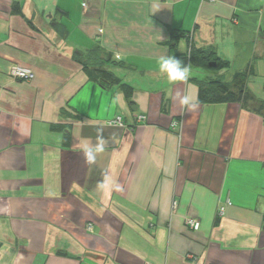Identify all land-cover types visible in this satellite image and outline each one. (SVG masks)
I'll return each mask as SVG.
<instances>
[{
	"label": "crops",
	"instance_id": "crops-1",
	"mask_svg": "<svg viewBox=\"0 0 264 264\" xmlns=\"http://www.w3.org/2000/svg\"><path fill=\"white\" fill-rule=\"evenodd\" d=\"M174 32L264 101V0H0V264H264V110L169 83ZM93 48L131 99L90 81L73 54Z\"/></svg>",
	"mask_w": 264,
	"mask_h": 264
},
{
	"label": "trees",
	"instance_id": "trees-1",
	"mask_svg": "<svg viewBox=\"0 0 264 264\" xmlns=\"http://www.w3.org/2000/svg\"><path fill=\"white\" fill-rule=\"evenodd\" d=\"M14 13L19 12V8H13ZM172 50L177 58L182 55L177 53V46L180 39L185 38L184 32H174L172 36ZM190 53V55H189ZM184 54L183 63L192 68H202L213 71H222L228 67L227 61L217 57L216 52L212 49L192 48L191 51ZM74 59L82 65L84 71L88 75L90 81L98 83L101 87L107 88L113 85H119L124 91L126 97L132 98L133 88L126 83H122L112 72L103 69L106 62L112 63L113 66H119L117 62L112 60L99 48H93L87 53L79 52L73 54ZM210 64H215L214 68ZM247 73L241 74L233 82L225 81L221 76L208 78L207 80H196L199 93L198 103L200 104H216V103H240L242 108L255 113H262L264 110V101L256 99L247 88ZM70 137H65V145L68 146Z\"/></svg>",
	"mask_w": 264,
	"mask_h": 264
},
{
	"label": "clouds",
	"instance_id": "clouds-1",
	"mask_svg": "<svg viewBox=\"0 0 264 264\" xmlns=\"http://www.w3.org/2000/svg\"><path fill=\"white\" fill-rule=\"evenodd\" d=\"M157 63L159 72L166 76L169 83L175 84L177 82H187L190 78V66L185 65L180 59L176 58L174 55L160 57ZM180 102L184 106L190 108L195 107L193 99L188 95H184ZM105 143L106 141L104 140L103 136L99 134L98 130L96 143L92 146H87L85 148L84 155L86 159L89 162L94 161L96 158L95 153L102 151Z\"/></svg>",
	"mask_w": 264,
	"mask_h": 264
},
{
	"label": "built area",
	"instance_id": "built-area-1",
	"mask_svg": "<svg viewBox=\"0 0 264 264\" xmlns=\"http://www.w3.org/2000/svg\"><path fill=\"white\" fill-rule=\"evenodd\" d=\"M11 74L14 78L16 79H21V80H26V81H30L33 80L35 78V74L34 72L26 67H22V66H14L12 68ZM136 118L138 121H145L146 117L144 115L141 114H137ZM115 125H123L121 118H119L118 120H116L114 122ZM179 123L178 122H173L172 127L173 129H176L178 127ZM223 212V209H222ZM187 224L191 229L194 230H199L201 227V223L199 220L197 219H187ZM89 231H93V226L90 224L87 228ZM145 264H150V263H145Z\"/></svg>",
	"mask_w": 264,
	"mask_h": 264
},
{
	"label": "rangeland",
	"instance_id": "rangeland-1",
	"mask_svg": "<svg viewBox=\"0 0 264 264\" xmlns=\"http://www.w3.org/2000/svg\"><path fill=\"white\" fill-rule=\"evenodd\" d=\"M103 69H105V67H103ZM190 70H191L192 77L195 78L196 80H199V81L200 80L205 81L208 78H215L216 76H218L217 74L220 72V71H213V70L194 68V67L190 68ZM263 86H264V80L255 79L254 87L256 89L260 90V93H262L261 91H262Z\"/></svg>",
	"mask_w": 264,
	"mask_h": 264
},
{
	"label": "water",
	"instance_id": "water-1",
	"mask_svg": "<svg viewBox=\"0 0 264 264\" xmlns=\"http://www.w3.org/2000/svg\"><path fill=\"white\" fill-rule=\"evenodd\" d=\"M210 67H211V68H214V67H215V64H210Z\"/></svg>",
	"mask_w": 264,
	"mask_h": 264
}]
</instances>
